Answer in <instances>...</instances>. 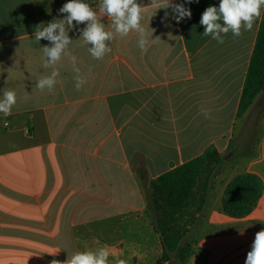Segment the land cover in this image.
I'll return each mask as SVG.
<instances>
[{"label":"crops","instance_id":"crops-1","mask_svg":"<svg viewBox=\"0 0 264 264\" xmlns=\"http://www.w3.org/2000/svg\"><path fill=\"white\" fill-rule=\"evenodd\" d=\"M67 2L0 0V99L5 90L17 94L11 114L0 113V264H63L76 252L101 247L109 251V264H157L145 183L209 147L228 165L238 122L264 110L263 90L236 118L264 8L250 31L242 28L236 38L222 34L221 44L203 36L200 24L204 10L218 8L220 0H171L191 11L179 23L171 8L137 0L145 7L142 26L160 38L142 52L136 31L115 34L99 0H83L114 33L106 42L111 52L94 59L80 24L68 32V54L45 68L40 48L51 45L35 40L36 26L63 19L59 9ZM71 56L86 78L79 91ZM53 70L60 73L54 89H38L41 76ZM258 150L241 172L262 180L257 207L236 220L222 212L223 198L215 206L210 201L194 263L245 264L255 234L264 229V134ZM241 174L226 180L223 197Z\"/></svg>","mask_w":264,"mask_h":264},{"label":"clouds","instance_id":"clouds-1","mask_svg":"<svg viewBox=\"0 0 264 264\" xmlns=\"http://www.w3.org/2000/svg\"><path fill=\"white\" fill-rule=\"evenodd\" d=\"M194 0H184V3H192ZM198 2V0H195ZM184 3L173 4L171 0H153L154 6L163 5L160 8H171L176 22L191 18L190 9ZM99 11L112 20V27L115 34L127 36L130 31L139 34L138 46L142 52L147 51L148 45L160 38L152 39L154 30H150L151 36L142 26V13L145 7L137 3V0H99ZM264 8V0H220L219 7L209 6L202 13L200 24L204 26L203 36H211L218 43H223L222 34L232 32L233 37H239L243 28L250 31L257 18ZM61 14H66L63 19H54L45 24L42 22L36 26L34 38L37 42L41 39L49 41L51 46H44L41 49L44 58V67L57 64L63 55L68 54V48L73 43L68 32L77 25L85 24L81 30V37L85 44L91 45L88 49L94 59H102L111 48L106 42L114 39L112 31H106L105 25L98 19V14L89 3L83 0H68L60 9ZM155 14V13H154ZM153 14V15H154ZM152 15V16H153ZM167 18V13L165 14ZM222 21V23H221ZM75 22V24L73 23ZM182 39V38H181ZM73 70L77 73L76 89L79 91L86 78L80 75V69L76 67V57L71 56ZM58 70H53L50 75L41 76L36 87L41 91L47 89L52 91L57 84ZM17 94L14 90H5L3 98L0 99V113L5 117L11 114L12 107L16 104ZM205 118H209V112L202 109ZM51 264H61L53 259ZM63 264H109V251L105 247L95 250L76 252ZM117 264H128L124 259H119ZM245 264H264V229L255 234L251 250L247 253Z\"/></svg>","mask_w":264,"mask_h":264},{"label":"trees","instance_id":"trees-1","mask_svg":"<svg viewBox=\"0 0 264 264\" xmlns=\"http://www.w3.org/2000/svg\"><path fill=\"white\" fill-rule=\"evenodd\" d=\"M264 90V12L249 62L236 118L241 119ZM225 160L209 147L199 157L145 183L146 214L158 238L157 264H185L196 254L190 239L204 223L213 181ZM263 194L254 174L234 177L224 190L222 212L236 220L249 216Z\"/></svg>","mask_w":264,"mask_h":264},{"label":"rangeland","instance_id":"rangeland-1","mask_svg":"<svg viewBox=\"0 0 264 264\" xmlns=\"http://www.w3.org/2000/svg\"><path fill=\"white\" fill-rule=\"evenodd\" d=\"M261 116L264 117V110L262 113V111H258L257 108L250 116L238 122L235 140L238 144L236 147L234 146L236 153H233L231 156L229 154L225 155L226 162H230L228 165L226 164V166H223L213 181V190L210 194L212 206L220 204L223 198V188L226 180H228V178L232 175L244 172L246 162L251 158L258 156V145L262 135L264 134V124L262 123L263 117ZM259 120L261 121L259 122ZM252 121H254L253 125L251 124ZM201 227L202 226H200L197 230L193 228V236L190 239L193 245ZM194 256L191 257L185 264H196L192 261ZM175 264L180 263L175 261Z\"/></svg>","mask_w":264,"mask_h":264}]
</instances>
